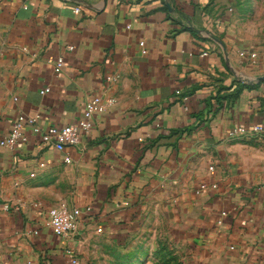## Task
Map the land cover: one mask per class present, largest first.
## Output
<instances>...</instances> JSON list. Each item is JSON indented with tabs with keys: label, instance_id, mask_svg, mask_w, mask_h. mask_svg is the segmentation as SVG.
I'll use <instances>...</instances> for the list:
<instances>
[{
	"label": "crops",
	"instance_id": "0c3cea01",
	"mask_svg": "<svg viewBox=\"0 0 264 264\" xmlns=\"http://www.w3.org/2000/svg\"><path fill=\"white\" fill-rule=\"evenodd\" d=\"M234 5L0 0V138L19 113L39 128L0 148L1 262L67 264L162 217L192 242L191 264H264V139L228 136L264 125V40L240 33ZM93 94L114 101L89 133L61 151L41 142ZM202 182L217 188L196 193ZM37 201L94 213L60 237Z\"/></svg>",
	"mask_w": 264,
	"mask_h": 264
},
{
	"label": "built area",
	"instance_id": "2783aa9c",
	"mask_svg": "<svg viewBox=\"0 0 264 264\" xmlns=\"http://www.w3.org/2000/svg\"><path fill=\"white\" fill-rule=\"evenodd\" d=\"M79 8L75 7L74 11L79 12ZM143 45V42H140ZM244 53H240L243 55ZM251 57H255L253 52H250ZM62 58H59L56 62V70H59ZM108 80H115V77H108ZM113 98H103L99 94H93L85 104L84 110L78 120L68 126H50L40 134V140L44 145L54 148L58 151L64 149L66 145H76L81 135L90 132L93 124V119L97 115L103 114L107 107L113 103ZM37 117L27 118L23 114L19 113L13 119L10 131L0 138V148L12 147L18 142H26L27 135L24 133L26 125L34 127V131H39L36 125ZM251 134L260 139H264V125L255 124L250 128L237 126L231 128L228 131L229 138H235L242 135ZM65 163L70 162V158L65 156L63 158ZM44 163L40 162L39 167H44ZM208 170L213 171L214 166L210 165ZM33 177L34 172L28 174ZM217 188L216 183H199L196 188V193L208 190H215ZM36 208L43 210L44 224L49 227L54 234L60 237H65L73 233L78 226L79 220L83 217L89 218L93 216V208L91 206H85L84 208H78L69 206L65 203H60L54 206L44 207L42 202L37 201L33 204ZM97 232L101 229L97 228ZM68 262L67 264H80L79 257L73 252L68 250ZM22 264H35L31 259H26Z\"/></svg>",
	"mask_w": 264,
	"mask_h": 264
},
{
	"label": "rangeland",
	"instance_id": "374dc122",
	"mask_svg": "<svg viewBox=\"0 0 264 264\" xmlns=\"http://www.w3.org/2000/svg\"><path fill=\"white\" fill-rule=\"evenodd\" d=\"M237 29L254 40H264V0H234ZM191 241L162 217L152 219L122 244L89 247L79 254L83 264H191ZM0 264H4L0 261Z\"/></svg>",
	"mask_w": 264,
	"mask_h": 264
},
{
	"label": "water",
	"instance_id": "95a60500",
	"mask_svg": "<svg viewBox=\"0 0 264 264\" xmlns=\"http://www.w3.org/2000/svg\"><path fill=\"white\" fill-rule=\"evenodd\" d=\"M217 41L224 47L223 43L220 40H217Z\"/></svg>",
	"mask_w": 264,
	"mask_h": 264
}]
</instances>
